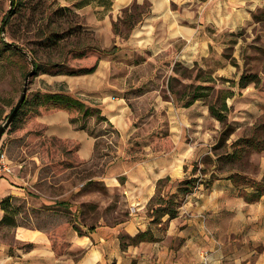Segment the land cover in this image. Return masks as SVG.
<instances>
[{
    "label": "rangeland",
    "instance_id": "374dc122",
    "mask_svg": "<svg viewBox=\"0 0 264 264\" xmlns=\"http://www.w3.org/2000/svg\"><path fill=\"white\" fill-rule=\"evenodd\" d=\"M11 1L0 0V42H12L28 55L3 51L0 57V126L21 97L32 70L30 55L43 66L62 64L74 71L98 64L89 75L30 77L29 103L0 140V157L5 156L11 169L0 173V201L13 197L16 225L43 232L62 264L78 262L84 255V247L75 241L74 226L84 234L83 227L114 225L128 218L138 201L140 172L155 177L170 170L161 195L176 193L178 183L191 176L198 178V187L209 189L215 169L205 163L206 158L214 161L215 154L230 151L233 142L255 132L264 135L263 7L255 8L250 24L237 31L219 32L207 25L198 33L203 42L161 43L156 40L170 35L135 33L138 18L144 25L151 24L150 0L133 1L110 20L107 12L100 16L92 8L76 10L70 5L73 0L40 4L24 0L21 13L10 17ZM58 7L71 12L54 16ZM168 9L174 24L198 26L196 4L175 1L168 3ZM129 14L135 16L132 29ZM153 23L157 31L163 30L164 22L154 18ZM49 30L63 33V41L55 48H47L40 40ZM243 74H256L261 81L240 88ZM198 87L206 88L198 91L207 97L188 105ZM59 91L97 109L106 119L100 121L95 115L82 119L70 111L74 126L94 139L88 161L79 158L75 143L47 137L30 121L33 97ZM222 91L233 94L226 99V126L209 112ZM222 140L224 144L219 145ZM263 155L264 151L252 152L247 157V176L260 177ZM148 209L149 205L147 213ZM3 214L0 209V219ZM32 248L33 244L17 239V227L0 225V264H8L9 255Z\"/></svg>",
    "mask_w": 264,
    "mask_h": 264
},
{
    "label": "crops",
    "instance_id": "0c3cea01",
    "mask_svg": "<svg viewBox=\"0 0 264 264\" xmlns=\"http://www.w3.org/2000/svg\"><path fill=\"white\" fill-rule=\"evenodd\" d=\"M80 1L73 0L70 5L76 10L95 9L100 16L107 12L106 16L110 20L119 10L129 7L133 1L141 0H87L88 4H80ZM93 1L96 3L93 4ZM150 1L153 6L151 24L139 22L135 33L169 34V37L156 40L161 43L180 39L190 43L203 42L198 33L207 25L219 32L237 31L250 24L255 8H264V0ZM175 1L197 5V27L174 24L168 3ZM103 2L107 3L104 5ZM154 18L165 23L161 27L163 30L157 31ZM170 26V31L166 32ZM105 27L108 30L109 24ZM30 121L40 127L47 137L75 143L81 160L92 158L94 139L85 130L74 126L69 112L41 110ZM259 162L261 174L257 180L264 177V155ZM169 171L155 177L140 172L137 175L138 201L132 209L130 206L128 218L118 224L98 226L92 232L88 231L89 227H83L84 235H77L75 241L84 247V255L78 262L68 264H204L202 254L205 252L210 262L264 264V197L256 203L245 202L238 196L227 175L214 180L209 189L197 187L186 198L176 218L168 220V217H164L163 226L152 225L147 215V205L156 193V182L170 176ZM147 230L150 231L148 237L152 236L153 241L146 240L138 244L130 241ZM17 239L33 244V248L27 252L20 250L15 257L9 255L8 264H62L55 257L43 232L17 227Z\"/></svg>",
    "mask_w": 264,
    "mask_h": 264
},
{
    "label": "trees",
    "instance_id": "16d2710c",
    "mask_svg": "<svg viewBox=\"0 0 264 264\" xmlns=\"http://www.w3.org/2000/svg\"><path fill=\"white\" fill-rule=\"evenodd\" d=\"M46 0H38L37 3H44ZM89 1L82 0L80 4H88ZM11 4L13 6L12 12L10 13V17L14 16L15 14L21 13L22 7L24 6V0H12ZM105 5V3H104ZM14 11V12H13ZM70 10L68 8L58 7L56 8L53 13L54 16L56 15H67L70 14ZM10 17H9V24H10ZM135 16L129 14L127 16V20L130 24V28H133L132 20ZM141 21V18H138V22ZM126 22V21H125ZM8 22L6 23V25ZM113 30L117 31L116 23H113ZM64 39L63 33L60 34L58 31L49 30L48 33H45L40 40L44 43L43 45L47 48H55L58 46ZM3 51H12L13 53L20 55L22 57H27L28 53L25 50L17 46L16 44L10 42V44H6L3 40L0 42V57L2 56ZM31 61L34 63L35 70L34 76H38L41 74H49L51 76H58V75H69V76H79V75H89L93 74L98 64H95L91 68H82L80 70L74 71L64 67L62 64H50L48 66H43L40 63L34 54L30 55L29 57ZM261 79L256 74H243L239 80V87L244 88L249 84L254 83L258 85ZM198 90H206L204 87H198L193 91V95L191 100L188 102L189 104L194 103L195 101L206 98L207 96L203 93L199 92ZM222 96L216 100L214 104L209 106V112L211 116L222 123L223 125H227V112L228 106L226 104V99L232 97L231 91H222ZM28 99L26 98L23 105L21 106L20 110L18 111L16 117L10 124L12 126L20 117L23 109L28 104ZM31 106L33 110L31 111L33 115L30 118L35 117L40 114L41 110H65L70 113V111H76L81 115L82 119H87L90 116H96V119L100 121L106 120L101 113L92 107L87 106L85 103L72 97L70 94L59 91V92H52V93H37L33 99L31 100ZM14 108V107H13ZM11 109V111L13 110ZM72 122V121H71ZM73 123V122H72ZM80 130H84L83 128H78ZM228 136V130L223 134L222 139H226ZM224 144L223 140L219 143V145ZM230 151H225L222 154H215V160H211V158H206L205 163H212L215 171L211 174L210 184L213 183L214 180L218 179L220 175H227V179L230 180L238 193V196L243 198L245 202L251 204L259 202L262 197H264V177L261 180H257L247 176L244 172L245 167L248 165V161L246 160L247 157L252 152H262L264 151V135H260L257 132L252 134L248 138L239 139L233 142L230 146ZM219 167V168H218ZM227 167V168H223ZM225 169V170H224ZM219 171L218 175L216 174ZM169 178L160 179L157 182L156 190L157 193L152 197L149 201V209H148V217L151 220L152 225H162V219L164 217H168V220H172L176 218L179 214V210L182 207L183 202L185 199L194 193L196 188L198 187V178H194L193 176L186 178L178 183L176 188V193L169 194V195H161L160 190L164 183L168 182ZM13 197L7 196L3 200L0 201V209L4 213L3 217L0 219V225H8L13 227H19L16 225L15 222V214L13 207L11 206V200ZM66 209V208H65ZM73 229L77 232L79 236L82 234L78 228L75 226ZM95 230L94 226H90L88 228L89 232ZM150 231L147 230L144 233L137 235L135 238L130 239V241L134 244H138L140 242L149 240L153 241L154 238L152 236L148 237Z\"/></svg>",
    "mask_w": 264,
    "mask_h": 264
},
{
    "label": "water",
    "instance_id": "95a60500",
    "mask_svg": "<svg viewBox=\"0 0 264 264\" xmlns=\"http://www.w3.org/2000/svg\"><path fill=\"white\" fill-rule=\"evenodd\" d=\"M1 31H2V34L4 35V33H5V24H3V27H2ZM4 42L6 44H10V42H7L5 40H4ZM31 67H32V70L27 75V77L25 79V84H24V87H23V90H22V94H21V97H20L19 101L14 106V108L10 112V114L5 118V121L3 122V124L0 126V140H1L2 136L4 135L5 131L8 129V127L10 126L12 121L14 120V118L16 117L18 111L20 110L21 106L23 105V103H24V101L26 99L28 81H29V78L34 75V70H35V66H34V63L32 61H31Z\"/></svg>",
    "mask_w": 264,
    "mask_h": 264
},
{
    "label": "built area",
    "instance_id": "2783aa9c",
    "mask_svg": "<svg viewBox=\"0 0 264 264\" xmlns=\"http://www.w3.org/2000/svg\"><path fill=\"white\" fill-rule=\"evenodd\" d=\"M10 171H11V169H10V166H8V164H7L5 156L4 155L1 156L0 157V173H2V172H10ZM202 256H203L204 264H222L220 262H210L208 260V256L209 255L206 252L203 253Z\"/></svg>",
    "mask_w": 264,
    "mask_h": 264
}]
</instances>
